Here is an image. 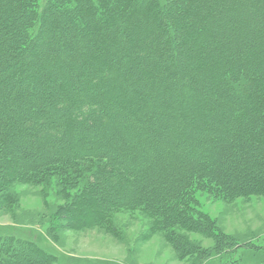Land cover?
<instances>
[{"label":"rangeland","instance_id":"rangeland-1","mask_svg":"<svg viewBox=\"0 0 264 264\" xmlns=\"http://www.w3.org/2000/svg\"><path fill=\"white\" fill-rule=\"evenodd\" d=\"M14 1L16 2L0 0V7L3 8L4 13L0 16V29H5L4 33L6 30L9 32V37L5 34L0 36V42L5 41L4 45L0 44V53H4L13 46V41L9 39L12 40L11 36L16 35V40L27 47L23 51L16 52L18 59L24 64H29L33 73L40 74L38 78H34L32 74L30 78L22 79L20 83L26 85L23 88L24 91L28 88L30 92L31 83L40 79V86L35 90L42 93V96L40 95L41 101L34 106L26 96V92L22 99L19 98V94L12 99L5 94L6 91L0 94V117H6L3 121L13 117V123L18 122L17 127L23 130L19 134L21 137L19 145L13 147V152L9 155L14 154L12 155L14 161L17 159L15 156L18 157L19 161L15 163L16 169H23V171L28 169L27 171L30 172L36 169L34 167L38 163L39 165L57 163L61 170L57 172L60 176L58 179L48 174L49 176L46 175L44 180L40 177L34 183L27 178L22 181L7 178L5 181L2 174L0 230L33 241L38 245L40 252L47 251L48 259L45 261V257L37 252L36 247L34 250L16 247L19 253L13 254L8 251L5 255L2 254V257L10 259L12 264H43V262H46L45 264H264V195L244 191L248 189L247 186L256 185L257 179L264 178V153H261L264 147L258 142L264 136V129L241 127L242 125L237 126L236 123L229 129V122L232 121L229 114H226L229 118L225 119V114L206 118L205 113H196V108L203 101L217 106L221 99L216 95L222 90L223 93L228 91H224L222 87H216L212 93L207 89L214 79L211 62L215 56L226 57L229 55L228 50H231L230 54L233 57L240 55L246 59H252L255 56L249 55L247 51L249 49L242 37L250 23L239 19L236 14L235 19L229 20L227 24L220 19L216 30L220 31V28L223 30V26L228 25V31L224 34L220 32L221 37L216 42H199L192 47H190L191 40L186 42V37L183 39L189 31L185 34L182 31L180 37L165 36L163 47L158 44L148 53L145 47L141 49L143 44L137 40L136 54L131 53L141 57L136 66L139 71L155 73V70L159 68L160 74H170L171 71L167 70V66H173L174 78L162 75V79L154 80L152 77L133 88L128 85L130 84L128 82L127 87L120 84V88L113 91L105 88L102 92L109 93L114 99L119 98L121 104L117 106L108 104L106 101H99L100 117L88 118V129L81 128L80 132L69 137L63 129L64 124L71 121L73 109L69 110L70 107L59 109L58 105L52 104V97L58 92L59 84L67 81V77L77 79L74 72L79 68L82 69L83 57L88 58L95 54L96 50L90 44L97 43L100 35L96 38L83 19L77 23L78 19L74 18V23L77 25L75 26L70 18L61 17L52 11L46 15L45 19L48 20L47 23L49 22L48 28L54 26V30L45 29L49 31V33L45 31V34L49 36L40 41H38L40 37L36 40L44 48L35 51L31 38H26L23 34V32L28 34L33 28V31L36 29L37 24L34 25L36 20L32 15V9L31 7L24 10L17 9L22 0ZM136 1L141 3V0ZM142 3H145L144 0ZM174 5L179 16L183 12L191 13L192 3L188 0H177ZM248 6L252 14L251 20H256L251 22L253 32L249 42L250 45H258V52L261 54L264 49L260 48V46L264 47V9L249 2L246 7ZM233 8L236 11L239 5ZM159 20L167 23L172 19L166 16ZM103 21L104 23L114 22L108 17L107 20L96 22V25H101ZM145 21L140 20V28L146 31L153 24ZM136 23L137 20L134 24ZM237 24H240V29H238L239 25L236 28L237 33L234 30L230 32V26ZM173 28L175 29L174 26ZM128 29L126 26L124 30H119L121 37L117 41L110 40L113 42L109 41L102 51L114 52L122 46L117 42L122 43V39L125 38L124 46L120 49H123L122 52L125 55L127 47L131 48L135 43L129 42ZM139 36L136 33L134 38L137 39ZM140 38L144 41V35ZM33 51L36 52L35 55ZM76 51L81 54V56L79 54L80 58L76 57ZM50 52H54L55 61L47 60L46 55ZM261 58L262 56L259 59ZM113 59L114 64L101 75L112 79L111 84L114 80L116 83L121 82L120 78L115 79L116 72L121 75L125 71L124 68L129 69L127 64L122 66L124 58L120 59V55L116 54ZM201 61L206 62V65L200 66ZM244 68L249 67L244 66ZM254 68L253 71L256 72ZM92 73L94 71L89 70V74ZM138 73L135 71L130 75H138ZM180 77H183V80ZM73 79L70 80L73 81ZM152 81L156 90L166 83L176 86L178 92L176 95L172 88L165 89V99L190 98V86L193 88L191 97L194 98L188 100V105L193 107L190 111V125L188 121L186 122L188 136L179 138V153L177 142L173 141L171 145L168 139L167 145L159 149L162 152L149 149L150 142L144 141L142 134L140 135L132 128L130 114L126 110L122 112L119 109L125 106L122 102L128 99H131V102H126V105L137 106L141 96L146 100L149 99L148 105L152 102L156 103L157 101L151 102L154 96L153 91H146L150 88ZM230 81L229 78L227 83L229 84ZM228 84L224 87H229ZM76 87L81 89L78 85ZM83 87L86 91L92 88ZM142 88L145 90H142L139 96L137 91ZM121 89L124 97L120 95ZM230 92L229 90L228 93ZM36 93L38 95V92ZM49 95L52 96L49 97ZM68 98L66 101L63 100L61 106L72 105ZM164 98L161 97V99ZM229 99L225 101V107L228 110H231L230 107L241 109L249 105L239 102L238 98L232 101ZM231 111L228 113L234 115V110ZM44 112L50 115L51 119L63 120L62 125L59 126L63 128L57 133L50 132L47 125L50 122L43 119ZM237 115L241 116L240 113ZM87 116L78 115L77 119L86 120ZM200 119L202 123L198 122ZM3 123L4 131L3 134L0 132V137L6 141V137L11 133V122ZM153 123L157 125L158 121ZM146 125L147 123H144V132L150 127L149 124L147 127ZM180 127L181 125L176 126L178 133H181ZM231 129L234 131L231 132ZM171 130L174 128L171 127L170 133ZM251 134L253 142L250 143L248 136ZM59 136L62 138L60 139ZM40 137L47 140L46 147L40 152L30 151V145ZM89 142L95 148L90 149L87 144ZM74 148L76 151H73ZM62 149H68L69 156L74 153L83 154L82 158L78 156L75 159L76 167L70 164L71 161L66 162L69 165L65 166L67 164L62 158ZM129 164H135L138 168L136 173L128 174L130 177H127L131 181L134 180L133 177H137L134 186L125 185L126 177L120 178L114 175L107 179L106 176L109 173L106 174L105 170L100 168L104 166L106 170L109 167L115 169L120 165L122 171L131 170L129 168L132 166ZM200 164L204 168L199 167ZM141 165H144L143 170L139 169ZM189 167L197 168L199 171L209 167L217 171V175L214 173V178L208 179L212 192L194 186L197 185L196 183L190 190ZM72 174L74 180L70 181L69 177ZM172 187H178L179 192L186 187L187 190L183 194L185 196L175 200L170 198V195H174ZM234 188L239 190L236 196L228 193V189L234 190ZM94 190L97 192H92ZM163 192L165 194H162ZM86 194L92 199L97 196L100 199L102 206L96 210L100 211L104 207L101 209L103 214L101 217L96 219L92 217L91 221L88 220L89 217L85 215L87 207L81 204V197L87 196ZM180 194L183 196L181 192ZM3 195L10 198L3 201ZM165 195L168 196L165 197ZM178 211H184L186 215L183 218H177ZM44 245H48L47 249L43 248ZM4 262L5 260L0 259V264H7Z\"/></svg>","mask_w":264,"mask_h":264},{"label":"trees","instance_id":"trees-1","mask_svg":"<svg viewBox=\"0 0 264 264\" xmlns=\"http://www.w3.org/2000/svg\"><path fill=\"white\" fill-rule=\"evenodd\" d=\"M175 1L177 0H144L145 3H142V0H141V3L139 2L136 3L137 2L136 0H22V3L19 4V8L17 7V9L24 10L25 8L28 9V7H31L32 15L34 17V20H36L34 21V25L37 24L35 26L36 28L35 31H33L34 30L33 28L28 34L23 32L26 38H31L33 42L32 46L33 48L35 47L34 48L35 51L44 48L42 45H40V43L38 44L36 40H38L39 37L40 39L38 41H40L41 39L43 40L47 38V35H48L47 33H49V31L45 29L48 28L49 22L47 23L48 20L45 19V17L46 15L50 14V12L52 13V11L55 12L56 14H59L61 17L70 18L71 20H73L74 18L75 19L77 18L78 19L77 23L81 22L83 19L89 31L90 32L92 31V33L96 35V38L97 36L99 37L100 35L99 41L97 43L93 42L92 44H90V46H93V48L96 50V52L94 51L95 54L88 56V58L83 57L81 60L82 69L79 68L76 72H74L76 74L75 77L77 79L67 77L68 79L66 82L64 83L60 82L61 84H59V87L57 90L58 92L56 91L57 92L55 93L56 95L52 97L53 98V100L51 101L52 104L54 106L58 105L59 109H64V108L67 109L69 107H70L69 110L73 109V113L71 115L72 116L71 121L72 120L73 121L72 122L70 121L64 124L65 126L63 130L66 132V136L73 137L75 133L81 131L80 130L81 128L82 130L88 129V126H89L88 118L90 119L92 117L94 118L100 117L99 101H106L108 104H111V105L116 104L117 106L121 104L119 103L121 102L119 101V98L114 99L113 97H111V95H109L108 92H107L108 94L103 93L102 91H104L105 88H107V90L112 89L113 91L117 88H120L121 86L120 84H123L125 85V87H127V82L130 83L128 85L131 86V88H133V86L136 87L139 84L143 83L146 80H149L152 77H154V80L162 79L163 78L162 75L164 77L168 76L169 78L170 77L174 78L175 73L173 72L174 70L173 66H167V70L171 71L170 74H164V73L160 74L159 68L155 70L156 74L154 73V71H146V70L139 71V69L136 66L139 63L140 56L135 55L137 51L135 47L137 40H139V42L143 44L141 49L144 47L146 48V53L151 51V49L156 48L158 44H160L161 47H163V44L165 43V39H164L165 36L171 37V35L172 36L177 35L178 37H180V33H182V31L184 32V34L187 31H189L188 34L183 37V39L186 37L185 38L186 42L187 41L189 42L191 40L190 47H192L193 45L199 42H202V43L203 42L212 43L213 41L216 42L221 37L220 32L221 34H224L229 29V26L227 25L226 27L223 26V30H221L220 28V31H218L216 30L217 23L221 19L225 22V24H227L229 20L231 21V19H235L234 17L235 14L239 19H243L244 22L250 23L248 24L249 26L247 27L246 31L243 33L242 37L245 41V44H247V47L249 49L247 50L249 51L248 52L249 55L253 54L255 56L252 59L251 58L246 59L245 57H242L240 55L239 56L237 55V57H235L234 55L233 57L230 54L231 50H228L229 55L226 57L224 55L215 56L211 62L213 70H214V72H212L214 74V79L212 78L213 82L209 84V88L207 89L210 92H212L214 89H216V87L217 88L222 87L223 89H225L224 91L230 90L231 92L228 93V91H226L223 93V90L220 91V93L216 95L219 99H221V101H219L220 103L217 104V106L210 105L208 101H203L202 104H199L198 108H196V113L198 112L205 113L206 118H208V116L217 117V115L221 116L222 114H225L226 116V114H229V116L232 117V121L229 122V126H228L229 129L232 128L231 125H233L234 123H236L237 126L242 125L241 127L250 126L251 129L256 128V127H258L257 129L259 130H261L262 128L264 129V49H262V52L260 54L258 52L259 50L258 45L256 44L250 45L249 40L253 32V29H252L253 23L251 22L252 21L255 22L256 20L255 19L251 20L252 14H250V11H249L250 6L246 7L247 3L249 2L250 4L258 5L260 8L264 9V0H222V1H219V0H188L190 3H192L191 13L183 12L182 14H180L181 16L178 15V11L174 5ZM12 2L15 3L16 1L12 0ZM238 5H239V8L235 11L233 7L238 6ZM225 7H227L228 9ZM0 9H1L0 16H2L3 8L0 7ZM166 16H170L172 20L167 23L162 22V20L161 21L159 20V18L166 17ZM108 17L111 18L114 22L104 23L103 21L101 25H96V22H99L100 20H107ZM136 20H137V23L134 24ZM138 20H139V23H138ZM140 20L141 21L146 20L145 22L148 21V23L153 24V26L145 31L140 28ZM72 22L74 23L75 20H73ZM169 23H171V25H169ZM238 25H239L238 29H240V24L230 26L231 27L230 32H233L231 30H234V32H236V28ZM75 26L77 25L75 24ZM126 26L129 28L128 30L130 31V32H127L128 35H130L129 42H132V43L135 42L131 48L127 47L126 54L123 55V52H122L123 49L120 50L124 46V43L126 41L125 38L122 39L123 40L122 43L117 42V44L119 45L121 44L122 46L119 47L114 52H103L102 51L103 48L106 47V45L109 43L110 40L116 39L115 41H117L118 38L121 37L119 34L120 32L119 30L121 31L122 29L124 30ZM173 26L175 27V29L173 28ZM214 27H216L215 30H214ZM48 29L53 31L54 26ZM45 31L47 32L46 34H45ZM4 32H5V29L3 30L0 29V36H2V34H5L6 37H9V32L7 30H6V33ZM136 33L138 34V36L144 35V41H141L140 36L137 39L134 38V35ZM11 37H12V40L11 39L9 40L11 42L13 41V46L8 48L4 53L2 54L0 53V94L2 95L4 94V91H6L5 94H8L10 97H12V99L13 98L15 99V97L18 94L20 96L19 98H21L24 96V92H26V96H28V99L31 100L32 104L35 106L36 103H39L41 101L40 95L42 96V93L35 90L36 87L40 86V83H41L40 79H36L34 82L31 83L32 89L30 90V92H28L27 87H26L27 88L26 91H24L23 88L26 85H23V83L21 85L20 82H22V79H25L31 76L32 74L34 75V78L40 77V74L33 73V71L31 70L32 68L29 66V64H26V63L24 64L22 60L18 59L17 57L18 55L16 54V52L23 51L27 47H24L25 45H22L20 41L16 40L17 39L16 35L11 36ZM3 42L5 44V41L3 40L0 42V44H3ZM112 42L110 41V43ZM220 44L221 43H219V45ZM232 45L233 44H231V46ZM260 48H264V47L260 46ZM176 50H177V47H176ZM35 51L32 52L34 53V55L36 54ZM101 51L102 53H100ZM131 52H134L135 54ZM53 53L50 52L49 54L46 55V58L48 61L55 59V56L53 55ZM79 54L80 53L76 51V54H75L76 57L80 58L81 54L80 56ZM116 54L120 55V59L124 58V61H123L124 63L122 64V66L124 64L125 65L127 64L129 69L124 68L125 71L121 75H119L118 72H116L115 79L120 78L121 82L116 83L114 80V82H112L114 86L112 87V84H111L112 79L102 77L101 75L104 74V71L109 69L110 65L114 64L115 60L113 59V57H115ZM260 56H262L261 59H259ZM200 63H201L200 66L202 67L206 65V62L201 61ZM244 66H248L249 68L248 69L244 68ZM58 67L60 66L58 65ZM253 68L256 70V72L253 71ZM89 70H93L94 73L89 74ZM135 71H137V73L139 72L138 75H130L134 73ZM155 75H158V76H155ZM228 77L231 80L229 84L227 83L229 79ZM70 79H73V81ZM180 79L183 80V77H180ZM153 82L154 81L151 82L150 88L149 89L147 88L146 91L147 92H151V90L153 91L154 96L151 102L157 101L156 103L152 102L148 105V102H150L148 101L149 99L146 100V98H143L141 96L140 100L138 101L140 102V104H138L137 102V106H134V104L133 105L127 104L128 105L127 106L126 102H131V99H128V101L124 100L125 102H122V103H125L124 107L122 106L118 108L121 109L122 112L126 110L130 114V119L133 124L132 128L135 131H138L140 135L142 134L144 141L150 142L151 145H149V149L158 151L160 148L167 145V139H168L169 140L168 143L171 145H173L172 144L173 141L177 142V147L179 148L178 153H179L180 152V147L178 146L180 143L179 138L182 139L183 136L185 137L188 136L187 128H188V125H190V120H189L190 111L191 109H193L191 105H188V100L189 99L193 100L194 98V97L193 98L191 97L193 88H191L190 86V98L186 97V98H183L182 100H177V99L175 100V99H170V98L165 99L164 98L165 89L172 88V90L175 91L174 94L176 95L178 93L176 90L177 89L176 86L170 85V83H166V85H163V84H162L163 86L160 85L161 86L160 89L156 90L153 87ZM227 84L229 87H224ZM77 85L81 87L82 90L76 87ZM83 86H88L92 88L89 91H86L84 90L85 88ZM142 90L144 91L145 88L138 89L137 94L139 96L141 95ZM120 91H121L120 93L121 97H124L125 95L123 94L122 89ZM36 92H38V95H36L37 94ZM211 95L215 96L214 94H211ZM51 96L52 95H49V97ZM67 97H69L68 99H70V102L72 105L61 106L63 100L66 101ZM161 97H163L164 99H161ZM230 97L231 99H229ZM227 98L230 101H232L235 98H238L239 102L242 101L245 104L248 103L249 105L247 107H242L241 109L240 108L235 109L234 107L233 108L230 107L229 109L234 110L233 112L236 113V115L235 113L234 115H231L228 112L229 111L232 112V111L226 109L225 107V101ZM239 113L241 114V116L243 115L242 118L241 116L239 117L237 115ZM78 115L79 116L88 115V116L87 118H85L86 120H84V118L77 119ZM229 116L227 115L225 119H228ZM3 118H6V117H3ZM3 118L0 117L1 134H3V131H4L3 128L5 126L3 122H6V123L11 122V133L9 135V131H7L9 136L6 137L7 138L6 141H4L0 137V170L1 169L5 170L4 172L0 171V181H2V178H3L2 174L4 176L5 181H7L6 180L7 178H10V180L18 179L19 181H22V179L27 178L28 180L32 181V183L37 182L40 179V177H43V180H44L46 175L48 174L50 176L51 175L55 176L57 179L58 177L60 178V176L57 174V172H59L58 170L60 169V165H58L57 163H49V164L45 163L44 164L41 162L43 165L42 164L39 165L38 163V165L34 167L36 169L31 170V171L29 170L30 172L27 171L28 169H24V171L23 169L22 170L16 169L15 163H17L19 159L17 156H15L17 158L16 159L17 162L12 160V155L14 156V154L9 155V153L13 152V149H14L13 147L19 145L18 143H20L19 140L21 138L19 134L23 132V130L21 127H17L18 122L15 124L13 123V120H12L13 117L8 118L5 121H3ZM153 118L155 122L158 121L157 125H154ZM43 119L45 121L50 122V123H47V125L49 127V131L52 133H57L59 129L63 128V127L62 128L59 127L60 125H62L63 120H56V118L51 119L50 115L46 113L43 114ZM45 121H43L44 124H45ZM187 121H188V125H186ZM199 121L200 123H202L201 119L198 120V122ZM144 123L145 124L147 123V125L148 124L150 125V127L148 126L149 129H147L146 132H144L143 130ZM192 123L193 122H191V124ZM180 125H181L180 127L181 133H178L176 131L177 130L176 126H180ZM206 126H209V125H206ZM171 127L172 129L174 128V130H171L172 132L170 133L169 130L171 129ZM202 128L204 129V127ZM233 131L234 129H231V132ZM59 138L61 139L62 136H59ZM248 139H250V143L253 142L252 134L251 136L250 135L248 136ZM45 142H47V140L40 137L38 140L35 141V143H32L30 145L31 146L29 148L30 151L40 152L46 147ZM258 142H260V144H262V147H264V136H262L261 139L258 140ZM87 144H89L90 149L95 148L94 146L92 147V144L90 142ZM62 150L63 151L61 152H62V158H64V162L66 163V162L71 161L70 164H72L74 167H76L75 159H77L78 156L80 158L83 157L82 156L83 154L74 153V152H72L74 153L72 154V156H69L70 151L68 149H62ZM73 151H76V148H74ZM263 151H261V153H264ZM84 153L86 152L84 151ZM115 160H117V158ZM66 164L67 165L65 166L69 165L68 163ZM129 165L132 166L129 168L131 170L124 169V171L121 170L122 166L120 165L117 167L118 169L109 167L106 170V167L104 166H100V168L102 167L101 169H104L106 174L109 173L106 176L107 179L114 175H117V177H120V178L126 177L125 185L134 186V184H136L134 181L137 179V177H133L134 180L131 181L128 179L130 177L128 174L136 173L135 171L138 168L136 167L135 164H129ZM201 166L203 167L202 164H200L199 167ZM139 169L143 170L144 165H141ZM205 171L207 172L205 173ZM214 173L217 175V171L210 169L209 167H207L206 170L201 169V171H199L197 168L195 169L190 168V171L188 172L189 179H190V190L193 189L194 186H197L200 189H207L211 191L209 188L208 179L211 180L212 178H214L215 177ZM73 178H74V175L72 174L71 177H69V180L72 181L74 180ZM195 183L197 185L192 186ZM185 188L186 187L180 190L182 195L185 194L184 192H186L187 190ZM246 188L248 189H245L244 191H249V193L251 194H261V195L263 194L264 195V178L257 179L256 185H253L250 187L247 186ZM172 189H174L173 190L174 195H170L171 196L170 198L175 200V199H178L179 197L183 198L185 196V195L181 196L178 187L176 188L172 187ZM228 191H229L228 193L233 196L234 195L236 196L239 194L238 188H234V190L228 189ZM92 192H97V190H94ZM159 192L160 191H158V193ZM241 192L242 190L240 191V193ZM171 193L172 192H170V194ZM162 194H165V193L163 192ZM167 196L168 195H165V197ZM8 198L10 197L6 198V196L3 195L2 200L4 201V199H8ZM81 199H82L81 204L83 205V207L85 208L87 207L88 211L86 210L85 215L89 217L88 218L89 221H91L93 218L96 219V217H101L103 215L101 209H103L104 207L101 208L100 211L96 210L98 207L102 206L98 196L95 197V199H92V197L88 195L87 196L83 195ZM183 212L184 211L176 212L178 213L177 218H181V217L183 218L186 215V214L184 215ZM37 246L38 245L31 240L19 237L18 235L4 233L3 231L0 230V259L5 260L4 263L12 264L10 259L9 260L5 259V256L2 257V254L5 255V253H7L8 251H10L13 254L19 253V250H17V248L19 247L28 248L31 250H34V248L36 247L35 249L37 250V252L43 257H45L44 259L46 261L48 259V256L46 253L47 251L46 252L43 251L44 253H42L40 252ZM47 247L48 245L43 246L44 249H47ZM45 263L46 262H43V264Z\"/></svg>","mask_w":264,"mask_h":264}]
</instances>
